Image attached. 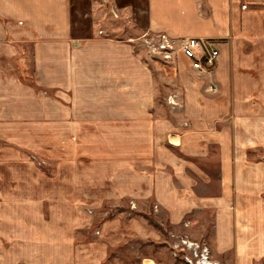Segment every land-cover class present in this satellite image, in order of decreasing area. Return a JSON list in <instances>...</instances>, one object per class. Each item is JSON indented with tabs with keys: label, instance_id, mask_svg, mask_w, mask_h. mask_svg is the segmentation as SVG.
<instances>
[{
	"label": "crops",
	"instance_id": "crops-1",
	"mask_svg": "<svg viewBox=\"0 0 264 264\" xmlns=\"http://www.w3.org/2000/svg\"><path fill=\"white\" fill-rule=\"evenodd\" d=\"M72 7L0 0V139L116 165L101 173L118 182L116 195L153 197L174 228L193 229L201 217L198 238L211 216L217 259L264 261V0H148L151 32L217 44L220 57L203 74L187 60L151 64L138 44L106 31L75 34ZM156 80L167 81V96L178 86L179 109L167 96L162 103ZM20 191L0 189V264L157 262L111 253L120 241L105 233L76 237L73 222L45 220L38 196L20 206ZM134 226L136 239L150 236Z\"/></svg>",
	"mask_w": 264,
	"mask_h": 264
},
{
	"label": "rangeland",
	"instance_id": "rangeland-1",
	"mask_svg": "<svg viewBox=\"0 0 264 264\" xmlns=\"http://www.w3.org/2000/svg\"><path fill=\"white\" fill-rule=\"evenodd\" d=\"M72 6L75 34L96 35L99 30L106 31L112 37L129 39L132 43L139 44L145 56L148 55L142 45L143 40L145 38L153 40L159 32L166 33L165 31L154 33L148 29V0H72ZM149 58L153 64L154 60ZM181 60L186 59L182 57ZM27 71H31V66ZM156 81L158 96L164 103L169 84L164 80ZM170 85L172 93L167 96L166 102L172 110H175V107L179 109L181 102L176 99L179 93L178 86ZM42 136L46 138L44 141H53L50 133ZM71 158L70 150L65 148L54 152L50 145H46L45 149L25 150L22 145L0 139V189L21 190L20 194L23 196L14 198L19 200L20 206L29 204L27 195L38 196L39 199H34V204L41 205L45 220L64 222L67 226L70 224L68 222H73L72 224L77 226L75 233L78 238L90 239L105 233L107 237L112 238L110 243L120 241L118 245L110 246L109 250L112 253L111 250L119 249V253L123 254L126 260L133 258L136 262L142 257L153 256L157 262L146 260V263L186 264L181 249L175 251L173 248L175 243L188 246L184 242L187 240L190 244L207 247L214 261L232 264L217 259L212 253L211 216L210 218L206 214L203 216V219L208 218V222L205 223L208 227V236L198 238L193 235V230L202 225L198 221L202 220L201 217L193 221V229L174 228L165 222L163 213L158 212L159 205L153 197L119 196L115 194L118 182L111 179L112 175L109 174L107 181L101 180L102 172L108 170L109 173H116V165L98 164L97 159H92L82 152H79L74 162ZM106 193H109V196ZM5 199L6 197L2 196L0 204H4ZM134 222H142L150 230V236L144 240L136 239ZM184 225L187 226L188 222ZM103 226H107L106 232ZM192 246L194 252L196 246ZM143 261L142 259V264H145ZM256 262L264 263L262 260H255L253 264Z\"/></svg>",
	"mask_w": 264,
	"mask_h": 264
},
{
	"label": "built area",
	"instance_id": "built-area-1",
	"mask_svg": "<svg viewBox=\"0 0 264 264\" xmlns=\"http://www.w3.org/2000/svg\"><path fill=\"white\" fill-rule=\"evenodd\" d=\"M243 8H246V5H243ZM142 45L148 58L150 57L157 62L170 63L180 61L184 57L190 67L199 74L209 73L220 57L219 47L209 38L174 36L167 34V32H159L153 40L145 38ZM211 89L214 90L215 88L212 86ZM184 242L188 246H180L179 243H175L173 249L175 251L181 249L186 264H220L211 258L207 247L191 243L196 246L193 252V246L190 242L187 240ZM255 264L264 263L256 262Z\"/></svg>",
	"mask_w": 264,
	"mask_h": 264
}]
</instances>
